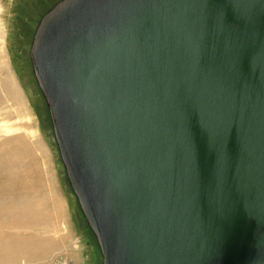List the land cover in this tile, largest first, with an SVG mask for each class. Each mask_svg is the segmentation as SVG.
Listing matches in <instances>:
<instances>
[{
  "label": "water",
  "instance_id": "1",
  "mask_svg": "<svg viewBox=\"0 0 264 264\" xmlns=\"http://www.w3.org/2000/svg\"><path fill=\"white\" fill-rule=\"evenodd\" d=\"M30 60L101 264H264V0H62Z\"/></svg>",
  "mask_w": 264,
  "mask_h": 264
},
{
  "label": "rangeland",
  "instance_id": "2",
  "mask_svg": "<svg viewBox=\"0 0 264 264\" xmlns=\"http://www.w3.org/2000/svg\"><path fill=\"white\" fill-rule=\"evenodd\" d=\"M61 1L0 0V146L27 151L4 164L14 166L18 222L0 227V264L102 263L96 237L68 182L30 60L40 20ZM25 173L27 183L35 185L30 191L19 185ZM16 237L26 245L25 253L14 257Z\"/></svg>",
  "mask_w": 264,
  "mask_h": 264
},
{
  "label": "bare ground",
  "instance_id": "3",
  "mask_svg": "<svg viewBox=\"0 0 264 264\" xmlns=\"http://www.w3.org/2000/svg\"><path fill=\"white\" fill-rule=\"evenodd\" d=\"M21 151L27 152L25 150V148L21 149L20 152H18V150L17 151L15 150V152H14V148L8 150V149H2L0 146V227L1 228L3 226H9L10 227L11 225H14L18 222L16 219H14V205H15L14 204V187L15 186H14V176L12 173L14 166L13 167L8 166L6 168L4 166V164H5L6 160L13 162L14 155H15V157L22 156ZM11 167L13 169H11ZM23 171L26 172L25 169H23ZM27 176H28L27 173L20 176L19 185L30 191V190H32V185H33V187H35V185L31 182L27 183V180H26ZM5 228H7V227H5ZM0 239H1V234H0ZM33 243H34V241H33ZM37 243H38L37 245H40L39 242H37ZM25 245H26V243H23L22 239L21 240L19 238L17 239V237L14 238V257L17 255L19 256L21 253L22 254L25 253V251H24ZM0 246L2 247L0 249V252L2 253L3 252V246L2 245H0ZM28 254L30 255V252ZM25 256H26V254H25Z\"/></svg>",
  "mask_w": 264,
  "mask_h": 264
}]
</instances>
